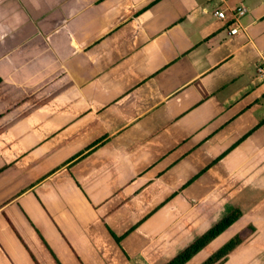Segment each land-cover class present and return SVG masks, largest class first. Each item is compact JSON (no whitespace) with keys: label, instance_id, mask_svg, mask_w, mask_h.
I'll list each match as a JSON object with an SVG mask.
<instances>
[{"label":"crops","instance_id":"obj_1","mask_svg":"<svg viewBox=\"0 0 264 264\" xmlns=\"http://www.w3.org/2000/svg\"><path fill=\"white\" fill-rule=\"evenodd\" d=\"M263 60L264 0H0V264H167L235 209L186 264H264Z\"/></svg>","mask_w":264,"mask_h":264},{"label":"trees","instance_id":"obj_2","mask_svg":"<svg viewBox=\"0 0 264 264\" xmlns=\"http://www.w3.org/2000/svg\"><path fill=\"white\" fill-rule=\"evenodd\" d=\"M1 84H2V80L0 79V85ZM241 217H242V213L239 209L233 210L225 218H223L220 222L214 225L205 234H203L201 237L195 240L184 251H182L179 255H177L174 259H172L167 264H186L194 256H196L199 252H201L206 246H208L213 240H215L218 236H220L225 231H227L229 228H231ZM253 233H254V229L252 227H247L246 229L242 230L241 232L236 234L233 238H231L227 243H225L214 254H212L202 264H223L226 261L227 257L231 253H233L239 246H241L246 240H248V238H250ZM16 235L18 236L17 233ZM40 239H41V242L44 244V246L49 251V253L51 254V251L48 249L44 240L42 238ZM115 239L117 242L120 241L119 238H115ZM52 257L55 260V257L53 255ZM31 258L34 264H38L32 255H31Z\"/></svg>","mask_w":264,"mask_h":264},{"label":"built area","instance_id":"obj_3","mask_svg":"<svg viewBox=\"0 0 264 264\" xmlns=\"http://www.w3.org/2000/svg\"><path fill=\"white\" fill-rule=\"evenodd\" d=\"M246 13L247 9L244 6H240L236 9L230 10L228 13L221 10L215 11L214 17L218 21L223 22L226 25H230L229 34L230 36H235L243 30V27L241 26V19L246 15ZM256 77L257 79L264 81V60L256 69Z\"/></svg>","mask_w":264,"mask_h":264},{"label":"rangeland","instance_id":"obj_4","mask_svg":"<svg viewBox=\"0 0 264 264\" xmlns=\"http://www.w3.org/2000/svg\"><path fill=\"white\" fill-rule=\"evenodd\" d=\"M227 243V242H226Z\"/></svg>","mask_w":264,"mask_h":264}]
</instances>
